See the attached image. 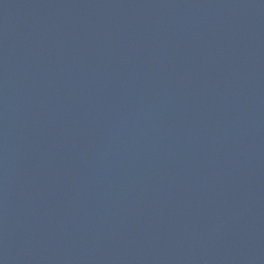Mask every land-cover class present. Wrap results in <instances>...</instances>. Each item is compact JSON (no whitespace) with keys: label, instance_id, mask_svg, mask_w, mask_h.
I'll return each instance as SVG.
<instances>
[{"label":"water","instance_id":"obj_1","mask_svg":"<svg viewBox=\"0 0 264 264\" xmlns=\"http://www.w3.org/2000/svg\"><path fill=\"white\" fill-rule=\"evenodd\" d=\"M0 264H264V0H0Z\"/></svg>","mask_w":264,"mask_h":264}]
</instances>
